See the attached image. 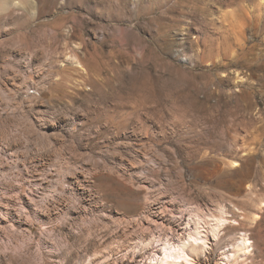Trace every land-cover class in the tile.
<instances>
[{"label": "rangeland", "instance_id": "rangeland-1", "mask_svg": "<svg viewBox=\"0 0 264 264\" xmlns=\"http://www.w3.org/2000/svg\"><path fill=\"white\" fill-rule=\"evenodd\" d=\"M198 208L264 264V0H0V264H158Z\"/></svg>", "mask_w": 264, "mask_h": 264}, {"label": "bare ground", "instance_id": "bare-ground-1", "mask_svg": "<svg viewBox=\"0 0 264 264\" xmlns=\"http://www.w3.org/2000/svg\"><path fill=\"white\" fill-rule=\"evenodd\" d=\"M243 16H241L242 17L241 19L239 18L241 21H239L237 19V22H246L248 20H250V22H251V18L249 17L250 15L248 13H246V14L244 13ZM244 24H246V23H244ZM254 28H255V26H254ZM258 28H260V27H258ZM258 28H257V30H258ZM232 30L235 31V29H232ZM235 32H237V31H235ZM235 32L232 33V35L233 34L235 35L236 34ZM258 32H259V30H258ZM237 35H238V33L235 35V37H233V36L232 37H233V39L235 38V40H236L234 44L239 45L241 47V50L243 51V53H242L243 60L244 59L247 60L245 62H248L251 59L257 60V57H255L256 59L253 57L254 56V52H253L254 47H251V48L249 47L248 49L247 48L245 49L244 44H242V43L246 42L247 37L245 38L244 36L239 34L241 36L239 38L238 37L239 35L238 36ZM243 35H244V33H243ZM245 36H246V34H245ZM232 50H230L231 51V57L233 56ZM227 56L230 57V55H227ZM251 56L253 58H251ZM232 59H233V57H232ZM239 164L240 163L237 161L232 163V167L234 169V171L232 172V175L241 176L243 174L242 170L237 169ZM160 214L161 213H159L157 211H154L152 213H147L145 215V221L148 223L149 226L150 225H156V223L158 224L159 220H162V217L160 216ZM224 215H225V211L223 209H221L220 215H209L208 216L204 213V211L201 208H198L196 210L195 218L192 219L193 221L191 220V222H193V224L191 222L187 223V228L184 229L185 231H187L186 240H184L183 242H181L178 245H175V244H171V241L169 239H167L163 244V257L160 258V260L158 261V264H205L203 256L207 257V255H208L207 253L209 252V249H211V245L209 243L210 235L214 238L215 241L220 240V238H221L220 235L222 233V229L227 230L228 228L231 227L232 221L237 222V220H235V219L225 218ZM257 218H258V216L255 215L253 219L256 220ZM130 219H131L130 220L131 224L134 222H137V219L135 217H133V219L132 218H130ZM161 222H163V221H161ZM240 225H241V223H240ZM171 231H172V235H175V233H177L179 230L178 229H172ZM227 235L228 234L225 233L223 237H226ZM232 246H234V248H237L238 252L232 253L230 255H226V260L228 261V263H232V262L237 263L238 253L240 251H242L245 255H247L249 252H251V251H249V248L251 247V245L249 243V239L247 238V234H245L244 238L242 239L241 244H237L236 246H235V244H232ZM252 264H255V263L253 262Z\"/></svg>", "mask_w": 264, "mask_h": 264}]
</instances>
